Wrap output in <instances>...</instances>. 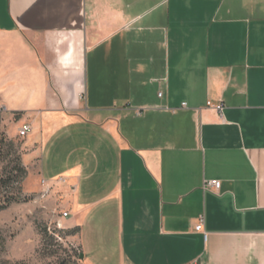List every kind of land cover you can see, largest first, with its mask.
I'll return each mask as SVG.
<instances>
[{"label":"crops","instance_id":"0c3cea01","mask_svg":"<svg viewBox=\"0 0 264 264\" xmlns=\"http://www.w3.org/2000/svg\"><path fill=\"white\" fill-rule=\"evenodd\" d=\"M0 106L81 264H264V0H0Z\"/></svg>","mask_w":264,"mask_h":264},{"label":"rangeland","instance_id":"374dc122","mask_svg":"<svg viewBox=\"0 0 264 264\" xmlns=\"http://www.w3.org/2000/svg\"><path fill=\"white\" fill-rule=\"evenodd\" d=\"M21 125L0 112V264H81L75 245L57 233L60 196L44 184L36 158L27 156V137H17ZM17 158L24 174L9 184Z\"/></svg>","mask_w":264,"mask_h":264},{"label":"built area","instance_id":"2783aa9c","mask_svg":"<svg viewBox=\"0 0 264 264\" xmlns=\"http://www.w3.org/2000/svg\"><path fill=\"white\" fill-rule=\"evenodd\" d=\"M158 97H161V94H158ZM184 107V104L182 105ZM208 107H212L215 110H217L218 112H221L223 106L222 104H217L212 106L210 103H207ZM0 112H6L5 107L0 106ZM31 132V128L28 124H22L18 129H17V137L20 139H25ZM204 190L210 191L214 194H218V190L220 188V182L219 181H207L204 183L203 186ZM62 217H66L67 214L63 213L61 214ZM202 225H203V218L200 217L198 219L197 225L195 226L194 230L198 233H202L204 234L203 230H202ZM57 229H61L59 224H56ZM205 236V234H204Z\"/></svg>","mask_w":264,"mask_h":264},{"label":"trees","instance_id":"16d2710c","mask_svg":"<svg viewBox=\"0 0 264 264\" xmlns=\"http://www.w3.org/2000/svg\"><path fill=\"white\" fill-rule=\"evenodd\" d=\"M14 116H16L17 117V119H19V114L18 113H15L14 114ZM1 154H0V160H1ZM11 180H8V183L10 184V183H13V181L14 182H16L15 180L18 178V177H20L21 175H23L24 174V170H23V168H21L20 166H19V160H18V158L16 159V161H15V166L11 169ZM0 209H3V208H0ZM44 232H46V230H44ZM57 233L58 234H63V238H69V237H71V236H74L75 235V230H71V231H69V230H62V229H60L59 231H57ZM54 235V234H53ZM59 238V237H58ZM62 238V237H61ZM69 244L71 245V247L74 245V244H72V243H70L69 242ZM75 252H76V254L78 255V257L80 258V249L78 248V247H76L75 246Z\"/></svg>","mask_w":264,"mask_h":264}]
</instances>
